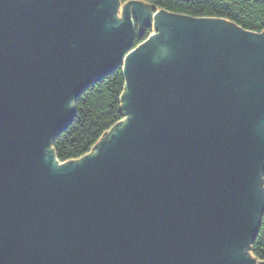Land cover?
<instances>
[{"label": "water", "instance_id": "95a60500", "mask_svg": "<svg viewBox=\"0 0 264 264\" xmlns=\"http://www.w3.org/2000/svg\"><path fill=\"white\" fill-rule=\"evenodd\" d=\"M119 5L0 0V264H264V31ZM119 66L125 118L58 161Z\"/></svg>", "mask_w": 264, "mask_h": 264}, {"label": "trees", "instance_id": "16d2710c", "mask_svg": "<svg viewBox=\"0 0 264 264\" xmlns=\"http://www.w3.org/2000/svg\"><path fill=\"white\" fill-rule=\"evenodd\" d=\"M127 1L129 0H120L124 4ZM138 1L149 9H164L193 17L224 18L246 30L264 31V0ZM153 31L152 27H146L141 38L136 31L134 46ZM125 88L126 80L122 66H119L77 95L74 101L75 116L72 123L50 141L58 161L77 159L88 153L116 122L125 118L121 100ZM262 186L264 189V174ZM249 254L258 261H264V212L258 232L250 244Z\"/></svg>", "mask_w": 264, "mask_h": 264}, {"label": "rangeland", "instance_id": "374dc122", "mask_svg": "<svg viewBox=\"0 0 264 264\" xmlns=\"http://www.w3.org/2000/svg\"><path fill=\"white\" fill-rule=\"evenodd\" d=\"M121 7H122V3H121V5H119V7H118V11H117V16L119 17V18H122L121 17ZM130 12H131V17H132V6H130ZM133 18V17H132Z\"/></svg>", "mask_w": 264, "mask_h": 264}, {"label": "flooded vegetation", "instance_id": "af4514ba", "mask_svg": "<svg viewBox=\"0 0 264 264\" xmlns=\"http://www.w3.org/2000/svg\"><path fill=\"white\" fill-rule=\"evenodd\" d=\"M129 1H131V0H129ZM129 1H127V3H128ZM133 1H134V0H133ZM135 1H136V0H135ZM127 3H126V4H127ZM145 28H146V27L143 26V27L140 28V30L143 32Z\"/></svg>", "mask_w": 264, "mask_h": 264}]
</instances>
